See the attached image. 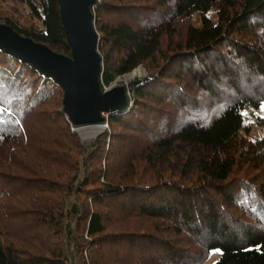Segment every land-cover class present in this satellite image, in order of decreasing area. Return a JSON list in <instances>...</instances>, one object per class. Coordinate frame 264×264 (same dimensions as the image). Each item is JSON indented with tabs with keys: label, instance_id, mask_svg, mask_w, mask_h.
<instances>
[{
	"label": "trees",
	"instance_id": "1",
	"mask_svg": "<svg viewBox=\"0 0 264 264\" xmlns=\"http://www.w3.org/2000/svg\"><path fill=\"white\" fill-rule=\"evenodd\" d=\"M3 1L0 23L71 56L57 0ZM92 10L102 87L147 75L85 145L62 87L0 48V264H264V0Z\"/></svg>",
	"mask_w": 264,
	"mask_h": 264
},
{
	"label": "water",
	"instance_id": "2",
	"mask_svg": "<svg viewBox=\"0 0 264 264\" xmlns=\"http://www.w3.org/2000/svg\"><path fill=\"white\" fill-rule=\"evenodd\" d=\"M57 1L71 56L23 36L6 23H0V48L29 62L62 87L65 112L76 128L104 125L105 114L125 109L128 97L124 85L102 87V55L92 10L97 0Z\"/></svg>",
	"mask_w": 264,
	"mask_h": 264
},
{
	"label": "rangeland",
	"instance_id": "3",
	"mask_svg": "<svg viewBox=\"0 0 264 264\" xmlns=\"http://www.w3.org/2000/svg\"><path fill=\"white\" fill-rule=\"evenodd\" d=\"M0 4L1 6H4L6 7L7 9H9L10 5H14L13 2H7V1H3V0H0ZM17 5L20 10H23L24 12V9L23 7L21 6L20 3H17L15 4ZM25 14V13H24ZM26 15V14H25ZM210 16L214 19L216 18L215 16V11H212L210 13ZM194 23L195 25H201L202 24V20H201V16L199 14H197L194 18ZM147 70L145 67L143 66H140L139 68H137L136 70H134L133 72L131 73H128V74H125L123 76H119L117 77L111 85L105 87L104 89H110L112 87H116V86H126V88L128 87L129 85V82L137 77H144L147 75ZM106 118L108 117V114H105ZM260 118H264V106L263 108L258 111V112H255L254 114V118L251 120V133H250V136L251 137H263L264 136V124H261L260 123ZM90 126V125H88ZM103 128L102 130L95 134V135H92L91 134V131H90V128H87V130L85 131H81L79 128H76L74 127L73 130H76L78 133H79V136L82 140V142L85 144V145H90L102 132H104L106 129L109 128V123L107 121V123H105L104 125H102ZM216 258V254H213L211 256V258L209 259V261L205 264H211L213 262V260ZM75 264H80L79 262H76Z\"/></svg>",
	"mask_w": 264,
	"mask_h": 264
},
{
	"label": "bare ground",
	"instance_id": "4",
	"mask_svg": "<svg viewBox=\"0 0 264 264\" xmlns=\"http://www.w3.org/2000/svg\"><path fill=\"white\" fill-rule=\"evenodd\" d=\"M87 128H90L91 134L95 135L102 130L103 126L101 124H97V125L83 126V127H80L79 129L81 131H85L87 130Z\"/></svg>",
	"mask_w": 264,
	"mask_h": 264
}]
</instances>
